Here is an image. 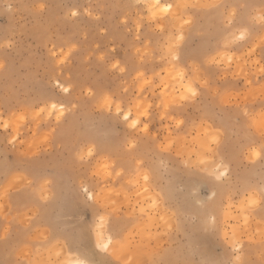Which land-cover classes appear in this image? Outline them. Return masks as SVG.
Returning <instances> with one entry per match:
<instances>
[{"label": "rangeland", "instance_id": "1", "mask_svg": "<svg viewBox=\"0 0 264 264\" xmlns=\"http://www.w3.org/2000/svg\"><path fill=\"white\" fill-rule=\"evenodd\" d=\"M149 2L0 0V63L5 65L0 70V264H28L37 253L47 256L41 245L54 236L71 246V238L81 232L87 235L88 251H73L66 259L114 264L112 259L118 256L120 261L131 257L135 264H205L213 260L231 264L237 255L230 243L235 232V239H242L246 245L242 259L247 264H264V211L257 207L249 213L241 206L245 192H259L264 183V158L253 156L264 145V32L257 26L243 41L226 49L224 41L233 37L223 30L215 14L199 8L188 9L185 14L181 8L173 9L172 17L164 22V33L153 24L142 27L140 39H136L134 24L148 15L144 5ZM167 2L226 3L235 5L241 14L256 16L261 0ZM41 3L46 7L37 11ZM246 3L255 7L242 8ZM73 11L78 15L72 16ZM180 16L192 23L181 27ZM177 41L182 60L174 69L176 62L161 54L169 42ZM69 47L73 49L72 57L58 64L52 51H67ZM113 58L143 65L153 81L145 93L150 102L159 104L160 85L167 83L166 99L181 109L177 118L187 117L192 123L177 133L171 117L161 120L164 113L153 108L151 135L145 136L96 111L87 95L89 87L98 94L110 92L125 106L136 94L131 72L118 75L109 70ZM178 70L185 72L183 82L177 77ZM190 79L201 83L208 80L209 87L203 92L198 89L194 102H184L180 94ZM64 87L70 93L63 92ZM61 107L64 115L57 120ZM40 108L45 112L36 115ZM22 112L27 119L19 122V131L15 130V118L6 131L3 123L13 113ZM208 126L219 142L211 145V151L206 147L197 154L191 147L193 136ZM86 128L89 139L107 142L118 165L124 168L122 177L88 174L85 186L92 189L94 207L82 203L79 185L83 170L73 159V149L83 139ZM168 137L169 143L174 142L169 150L171 158L165 153L161 163L155 141ZM132 139H137L135 149H129ZM32 152L40 155L38 164L28 162ZM139 158L152 159L157 169L150 173L147 193L141 187L140 175V171L147 170H140ZM185 160L207 172L185 175L179 163ZM221 165L229 174L214 181L207 173ZM41 176L47 177L40 181L45 187L43 195L52 198L42 202L39 209L34 204L25 206L26 194L19 190L29 188ZM213 191L216 195L208 200ZM148 197H155L158 206L142 214L140 207L148 208L151 203ZM213 216L218 234L202 235L197 229ZM116 221L124 229L119 242L113 235ZM109 236H113L111 257L91 250L93 240ZM68 250L65 246V253Z\"/></svg>", "mask_w": 264, "mask_h": 264}, {"label": "snow or ice", "instance_id": "2", "mask_svg": "<svg viewBox=\"0 0 264 264\" xmlns=\"http://www.w3.org/2000/svg\"><path fill=\"white\" fill-rule=\"evenodd\" d=\"M46 5L41 3L37 6V11H43ZM144 7L148 11V15L146 17H141L134 24V27L137 30L136 39H140V30L142 27H151L153 24L159 29L161 33L165 32L164 22L169 20L172 17L173 9H181L185 10V14L188 9H203L207 12V14L212 15L215 14L219 18L220 26L224 31L228 32L233 39L225 40V48L227 49L230 45L236 44L237 41H243L247 36L250 35L254 30H256L257 26L261 32H264V0H261L259 14L256 16H249L246 14H241L235 5L226 4V3H207L203 5L196 4H173L168 3L165 0V3L162 5L161 0H150L149 3L145 4ZM242 8L249 9L254 8L253 4H243ZM230 10V11H229ZM91 15V13H87ZM72 16L78 15L77 12L73 11L71 13ZM183 24H191V19H184V16H180ZM124 24L127 25L128 21L125 20ZM131 31V29H129ZM238 33V35L236 34ZM180 40L183 39L181 36ZM11 44H8V47H11ZM262 49H264V44H262ZM115 52V49H112ZM52 57L58 64H65L69 61V59L73 55V49L69 47L67 51L63 48L60 49L59 52L52 51ZM162 58L166 56L170 58L172 62H176L173 64V68H177L179 62L182 60V50L179 47L178 41L176 43L169 42L166 46L165 53H162ZM100 60H104V56L100 57ZM115 60V58H113ZM215 62V61H212ZM110 63V71L112 73H116L118 75H125L129 72L132 73V80L135 84V96L133 101L127 106L124 105L123 101L117 100L114 98L113 94L108 91H101L99 94L92 87H89L87 90V95L93 101V107L96 111H98L101 115L107 114V116H111L121 122H124L127 127L131 130L138 131L139 133L144 134L145 136H150V125H151V117L152 110L156 108L159 113L162 111L164 115L160 116V119H167L171 117L172 127L178 133L179 131L184 130L188 127L189 124L192 123L187 117L183 119L177 118V113L181 111V109L174 106V101H169L166 99V92L168 89L167 83H162L160 88L162 89L160 95L158 96L159 104H155L150 102L145 93L149 92V90L153 86V81L150 80L146 72L143 70V65L137 66L136 63H130L125 60L123 62L119 60H115V62ZM5 65L0 63V70H4ZM264 71V68L261 69ZM177 77L183 82L185 79V72L182 70L177 71ZM57 86L59 83L57 82ZM184 92L180 94V100L184 102L195 101V98L198 96V89L203 92L204 89L209 87L208 80H192L190 79L186 85H183ZM123 91L127 92L128 88H124ZM63 92L70 93V89L68 87L63 88ZM55 104L52 105V108L55 109ZM135 109V112H133ZM45 109L40 108V113H44ZM64 115V109L61 107L59 114L57 115V120L60 119V116ZM247 116V113H244ZM13 118H15L16 128L15 130L19 131V122L27 119L25 113H20L17 115L13 113L12 116L9 117V121L3 123L4 129L7 131L13 124ZM93 127L96 126V122H93ZM203 127V125H201ZM88 129H85V135L80 143L73 149V159L76 164L80 166L83 170L80 176V189L83 192V204L86 207H94L96 203L95 197L91 194L92 189L86 187L85 184L89 182V173H91L92 177L97 176H117L122 177L124 175L123 166L118 165V158L113 157L110 148L106 141L103 143H98L96 140L89 139L87 135ZM171 137L166 138L164 141H155V143L159 144V152L162 156L161 163L164 162L163 154L168 153L167 158H171L170 149L174 146L173 143H169L168 141ZM197 142H199V147L197 148ZM218 136L214 134L211 126L204 128L203 131L197 132L196 135L193 136V151L198 154L199 150H202L207 147L209 151H211V145L218 143ZM137 144V139H132L129 142V149H135ZM264 145H261L260 151L253 152V156L264 158ZM27 157V153L24 154ZM41 157L37 152H32L31 158L28 160L31 164H38ZM138 163L140 166V170L146 169L147 171H140V175L143 180V184L141 185L143 192H149V187L147 186L150 183V173L157 172L156 167L152 159H144L139 158ZM183 165V172L185 175H198L200 172H207L206 169H197L194 165H190L187 160L180 161ZM203 163V161H200ZM117 169H120L119 171ZM228 170L226 166L221 165L216 168L213 172L207 173L208 176H211L214 181H221L222 179L228 176ZM179 179V177H177ZM41 180H47V177L41 176L36 179V183L31 184L29 188L19 190V192H24L26 194V202L25 206L28 204H34L38 209L43 207L42 202H47L52 197L48 195H43L45 191V187ZM139 182V181H137ZM159 195V194H157ZM216 193L213 191L211 195L208 197V200H211ZM151 203L148 205V208L140 207V212L142 214H146L149 209H155L158 206V200L155 197H148ZM91 202V203H89ZM241 206L245 209V211L251 213L257 207L264 211V183L259 190V192H245L244 199L241 201ZM203 207V204H201ZM79 219L83 222L84 217L80 216ZM247 220V217H245ZM113 235L116 237L117 242H119V234H121L124 229L119 221H116L114 224ZM204 236L216 235L219 232V228L217 225L216 218L213 216L210 219L206 220L198 229ZM55 241V242H53ZM231 243V250L237 255L231 264H247L245 260L242 259L243 249L246 245L243 243L242 239H235V232H233V241ZM264 243V242H262ZM87 245V235L84 232H81L78 235H75L71 238V246L67 241V245L62 243L59 237H53V240H49L47 243L41 245L42 248L48 253L47 256H43L40 253H37V258L34 260H30L28 264H94L93 261L89 259H75L70 260L66 259L65 256H71L73 251L83 254L88 251ZM68 247V252L65 253L64 248ZM113 246V236H109L106 240L96 241L93 240L91 245V250L97 252L102 255L112 256V253L109 251L110 247ZM114 264H135L133 258L129 257L120 261V258L117 256L112 259ZM156 264H162V261H157ZM205 264H228L227 261H207Z\"/></svg>", "mask_w": 264, "mask_h": 264}, {"label": "bare ground", "instance_id": "3", "mask_svg": "<svg viewBox=\"0 0 264 264\" xmlns=\"http://www.w3.org/2000/svg\"><path fill=\"white\" fill-rule=\"evenodd\" d=\"M149 1H150V0H149ZM68 258L70 259V257H68ZM68 258H67V259H68ZM75 259H77V258L74 257V258H71L70 260H75Z\"/></svg>", "mask_w": 264, "mask_h": 264}]
</instances>
